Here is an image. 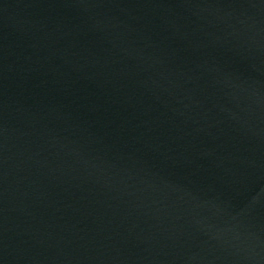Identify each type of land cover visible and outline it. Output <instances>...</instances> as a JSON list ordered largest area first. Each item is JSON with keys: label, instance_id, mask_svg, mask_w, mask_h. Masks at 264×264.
Wrapping results in <instances>:
<instances>
[{"label": "water", "instance_id": "obj_1", "mask_svg": "<svg viewBox=\"0 0 264 264\" xmlns=\"http://www.w3.org/2000/svg\"><path fill=\"white\" fill-rule=\"evenodd\" d=\"M0 264H264V0H0Z\"/></svg>", "mask_w": 264, "mask_h": 264}]
</instances>
